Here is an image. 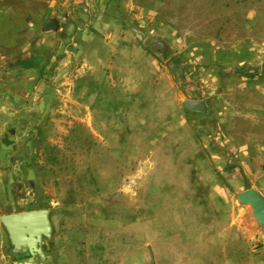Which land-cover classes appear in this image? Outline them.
I'll use <instances>...</instances> for the list:
<instances>
[{"label": "rangeland", "instance_id": "rangeland-1", "mask_svg": "<svg viewBox=\"0 0 264 264\" xmlns=\"http://www.w3.org/2000/svg\"><path fill=\"white\" fill-rule=\"evenodd\" d=\"M247 187L264 0H0V218L48 212L35 263L264 264ZM28 259L0 222V264Z\"/></svg>", "mask_w": 264, "mask_h": 264}, {"label": "water", "instance_id": "water-1", "mask_svg": "<svg viewBox=\"0 0 264 264\" xmlns=\"http://www.w3.org/2000/svg\"><path fill=\"white\" fill-rule=\"evenodd\" d=\"M58 25L55 21L49 20L42 27V31L57 29ZM156 49L164 54L165 45L163 42H158ZM185 109L191 112L205 114L208 112V104L205 99L200 100H184ZM43 102L40 104L42 110ZM6 145L10 142L6 138L2 140ZM28 151V148H25ZM237 199L240 204L249 205L252 208V214L257 223L262 226L264 234V198L254 188H249L237 194ZM0 222L5 227L9 239L14 246L15 252H23L29 254L28 264H43L35 263L34 257L38 254L42 260L45 259V254L42 249V239L44 236H49L51 232L48 212L43 209L28 210L22 212L10 213L2 216ZM152 256V255H151ZM17 264H25L18 262ZM152 264V261L150 262Z\"/></svg>", "mask_w": 264, "mask_h": 264}, {"label": "crops", "instance_id": "crops-1", "mask_svg": "<svg viewBox=\"0 0 264 264\" xmlns=\"http://www.w3.org/2000/svg\"><path fill=\"white\" fill-rule=\"evenodd\" d=\"M4 144V143H3ZM225 164V158L224 157H222V165H224ZM249 188H251V187H247V189H249ZM246 189V190H247ZM45 257H46V255H45ZM46 264V263H45Z\"/></svg>", "mask_w": 264, "mask_h": 264}]
</instances>
